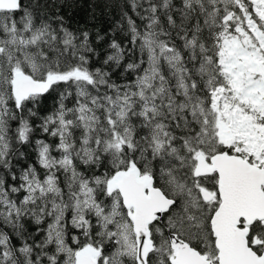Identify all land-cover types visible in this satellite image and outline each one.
I'll use <instances>...</instances> for the list:
<instances>
[{
	"label": "snow or ice",
	"instance_id": "6c2138e0",
	"mask_svg": "<svg viewBox=\"0 0 264 264\" xmlns=\"http://www.w3.org/2000/svg\"><path fill=\"white\" fill-rule=\"evenodd\" d=\"M0 264H264V0H0Z\"/></svg>",
	"mask_w": 264,
	"mask_h": 264
}]
</instances>
